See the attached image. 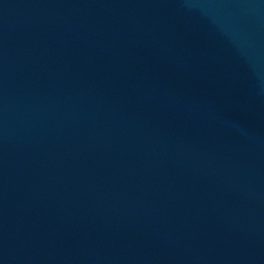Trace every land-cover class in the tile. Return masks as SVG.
I'll use <instances>...</instances> for the list:
<instances>
[{"label": "water", "instance_id": "water-1", "mask_svg": "<svg viewBox=\"0 0 264 264\" xmlns=\"http://www.w3.org/2000/svg\"><path fill=\"white\" fill-rule=\"evenodd\" d=\"M0 264H264V0H0Z\"/></svg>", "mask_w": 264, "mask_h": 264}]
</instances>
